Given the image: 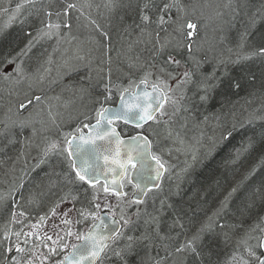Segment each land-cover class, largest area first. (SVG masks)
<instances>
[{"label": "snow or ice", "instance_id": "6c2138e0", "mask_svg": "<svg viewBox=\"0 0 264 264\" xmlns=\"http://www.w3.org/2000/svg\"><path fill=\"white\" fill-rule=\"evenodd\" d=\"M26 5L29 11L24 14ZM105 7L119 14L124 34L135 36L127 45L129 83L124 86L122 76L113 80L110 48L104 53L107 61L103 56L94 57L91 50L65 59L58 68L62 89H70L81 98L87 96L95 110V123H82L76 117L77 127L72 128L73 118L69 117L67 132L61 131L62 124L57 122L61 114L52 111L51 103L47 119L43 118L45 97L35 89L46 81L50 86L56 84L57 79L51 77V54L43 59L47 49L34 50L55 41V52L71 35L72 13L80 11L83 16V11L71 0H59V4L57 0H23L14 10L0 8V15L11 13L0 27V81L9 86L8 106L0 117V153L19 144V159L29 155L25 149L35 148L39 153L35 167L52 156L62 158L61 171L49 174L48 191L53 199L47 203L32 192L25 197L27 169L20 183L0 191V217L6 218L0 229V264H221L214 259L218 242L229 243L241 228L243 234L236 237L233 253L224 264H264V179L250 185L257 167H264V30L260 27L264 25V3L253 12L244 11L246 20L239 33L238 51L235 58L228 59L208 55L215 45L206 48V38L201 36L209 19L203 6L184 0H107ZM222 7L228 12L217 11L214 17L220 23V44L228 42L226 26H231L247 3L228 0ZM90 23L104 39L111 40L110 33L95 20ZM13 24H19L20 33L11 39L8 29ZM98 43L104 49L103 40ZM138 48L140 51L132 55ZM26 60L35 61L36 73L26 69ZM210 60H214L212 70L205 72L203 66ZM182 62L186 67L177 72ZM72 73L83 74L73 82ZM136 73L143 74L138 82L131 79ZM65 77L69 78L67 84L62 83ZM134 83L150 84L151 92L137 94ZM189 85L195 88L192 96L187 95ZM242 90L249 97L259 93L260 109L249 113L239 128L237 123L224 127L218 140L209 138L205 151L194 153L192 162L179 173L187 189L183 183L173 186L172 169L164 153L170 154L173 146L184 144L182 131L188 117L183 114L208 105L217 95L231 102L230 98L239 96ZM114 93L120 97L118 106H105ZM84 119L91 117L85 115ZM118 122L139 131L124 139ZM85 128L89 129L87 136ZM26 129L28 135L24 134ZM239 130L247 135L242 147L235 149L236 158L259 148V164L235 184L225 180L222 185L215 180L213 188L209 183L216 175L212 161ZM165 181L169 182L167 189ZM129 186L131 195L126 190ZM190 192H203L204 199L223 197L213 216L191 234L185 227L193 199ZM237 197H241L236 208L239 224L213 219L221 213L226 215L225 210ZM26 203L35 204L36 209L26 207ZM102 206L111 214L108 223L100 215ZM113 209L120 213L118 220ZM34 211L39 214L34 216ZM247 219L252 223L244 227ZM80 225H86L87 230L81 231ZM71 237L78 243L65 253Z\"/></svg>", "mask_w": 264, "mask_h": 264}, {"label": "trees", "instance_id": "16d2710c", "mask_svg": "<svg viewBox=\"0 0 264 264\" xmlns=\"http://www.w3.org/2000/svg\"><path fill=\"white\" fill-rule=\"evenodd\" d=\"M210 0H184L186 4H208ZM216 5L210 9L206 10L204 7L203 11L205 13V16L209 19L205 20L206 28L201 31V36L204 37V33H207L206 39L207 43L205 44V47L207 48L209 45H215V50L213 52H210L208 55L209 57H216V58H222V59H228L229 57L235 58L238 48L237 44L239 41V33L243 31V24L246 20V17L244 16V11L253 12L256 9L260 7L262 3H264V0H241L242 3H247V8L242 9L239 12V15L236 16L234 20H232L231 24L234 22V28L232 32H230L228 26L227 34L228 36H231L232 40H228V42L224 44L218 43L216 40L220 37V33L215 32V26L217 25L214 17L215 13L217 11H224L228 12L227 9H224L222 6L228 2V0H215ZM17 0H0V4L7 3L9 5L16 4ZM71 2H74L77 4L78 9L83 11V16L80 15V11H74L72 13V29H71V35L60 44L59 48L55 51L59 53H62L65 49L66 45L70 46V49L68 54L74 52V56L79 52L80 54H88L89 50H91V54L96 57L100 58L103 56L105 61H107V55H104L105 52L108 51L110 48V55L112 58V68H113V80L116 79L117 76H122V80L129 78L127 75L129 72L128 69V60H127V45L131 40H135V36H128L123 33V29L119 23V14H113L108 11V9L105 7V4L107 0H71ZM200 2V3H197ZM57 4H59V0H57ZM221 7H217V6ZM200 9L198 8L197 11ZM79 17V19H77ZM227 18V17H226ZM230 18V17H229ZM90 20H95L97 24L102 26V28L109 32L111 35V40L104 39L100 32L96 30V26L90 23ZM210 25L212 30L210 33V30L207 28V26ZM261 30H264V25H261ZM13 29L16 32V36L20 33V28L18 26H14ZM103 40L104 49H101L99 45V41ZM220 44V45H219ZM42 50H44V47H39ZM53 47H49L47 50V53H45V56L43 59H46L47 55L51 51ZM140 48H143V45L140 46ZM231 48L232 51L230 52L228 49ZM36 50V49H35ZM140 49H136L135 52L132 53V55H135L137 52H139ZM142 55L147 58L148 53L144 52ZM202 55V54H201ZM214 60H210L209 63H206L203 66V70L205 72H210L212 70V63ZM182 66V64H181ZM48 67V65H47ZM105 71H107L108 64L105 63L104 65ZM183 67V66H182ZM119 68L121 71L117 72L116 69ZM56 70V68H55ZM37 70H35L33 73H35ZM54 72V70L52 71ZM58 74L60 72L58 71ZM83 73H72L70 79L73 82H78L80 80V76ZM95 74V73H94ZM142 73H136L131 75L138 76L140 75L141 78ZM53 78V74L51 75ZM69 82V78L65 77L63 78L62 83L67 84ZM55 88L51 90V92H37L39 94L50 95L52 97L59 96L60 98L58 101H61L64 105L66 104V107L69 105L70 101L74 97V104L77 103V107L74 108V120L71 124H76L75 118L79 117V120L81 121L84 119L85 115L90 116L91 111L93 109L92 102L88 99L87 96L81 98L78 94L74 93V91L70 89H62L61 83L57 82L54 86ZM95 95V93L93 94ZM5 99H3V106H5V110L0 108V113L6 111V108L8 106V100L9 95L4 96ZM80 102H77L79 99ZM14 99V97H13ZM2 97L0 96V106L2 104L1 102ZM214 104L206 108L205 106H199L198 110L202 112V115H199L198 118H196V126L193 128L194 135L198 136L197 140L202 141L203 136H206L203 141L204 143L202 145L197 146L194 143L192 144V149L195 151V153H198V147L201 148L202 146L206 147L210 144L209 138L219 139L221 132L223 131L224 127H231L233 123H237V126L239 128V124L242 123V116L247 111H253L260 109L261 107V99L259 97V93L256 97H249L247 94V91L242 90L239 94V96H233L230 98V101H225L223 98L219 95H217L213 100ZM223 105V108H222ZM216 109V113L221 115V118H216L214 113V110ZM56 113L61 114L60 116H57V122L60 124L67 123L68 120H66V112L65 109L63 111H58ZM234 113V116H233ZM62 116V119H61ZM66 118V119H65ZM207 118V119H205ZM233 118V120H231ZM65 120V121H64ZM209 121L212 125H219V129L212 130L210 127H207V123L201 124V122ZM204 128V130H202ZM192 134V132H191ZM247 134H244L240 132V130L236 133H234L233 138L231 141L224 147L220 148L215 155L212 166L216 167V175L213 178V180L209 181V183L212 184L213 188L215 187V180H219L222 185L225 184V180L228 184H231L230 182L236 183L239 181L240 174L244 171V168L250 165L252 162L255 163V158L257 153L260 152V149L257 148L255 151H252L249 153H241L240 157L237 159L235 156V149L242 147V141L245 139ZM194 138V137H193ZM184 141L187 143V140L183 138ZM38 140V138H37ZM192 140V138H190ZM197 148V152H196ZM20 145H16L15 147H9L5 152L0 153V178L4 174H6V169L10 167L11 163H14L17 165L19 163V160L17 161V157L19 154ZM32 150V149H31ZM201 150V149H200ZM202 154V153H201ZM246 154V155H245ZM246 156V158H245ZM1 160H4L3 162ZM59 159L57 157L52 156L47 161L34 171L30 173L28 176L25 187H24V195H28L29 192H32L36 194L37 198L39 200H43L45 203L53 199L52 195L48 191V185H49V174L55 172L61 171V165L59 163ZM2 163L4 166H2ZM4 167V168H3ZM199 168V166H197ZM64 168L66 169V165H64ZM264 170V168H263ZM236 175V178L234 177ZM51 179L53 181L56 180V177L53 175L51 176ZM237 179V180H236ZM252 181L250 182V185H256L259 184V182L264 179V175H258L255 174L254 177L251 178ZM242 180V179H241ZM181 182V179H180ZM233 184V183H232ZM166 188V187H165ZM194 198L191 201V211L186 212V220H185V227L190 229L189 234L191 232H194L197 228H199L202 224H205L208 221L209 217L213 216V213L218 209L219 207V200L223 197H215L208 196L207 199H204V193L201 192L199 195H196L195 192H193ZM27 197V196H26ZM242 197V194H241ZM241 197H237L233 203L230 204V207L225 210L226 215L224 213H221L220 217H213V219H219L221 223L228 222L229 224H239L240 223V217L238 213L236 212L237 205L240 204ZM17 198H19V195H17ZM31 209H36L35 204H31ZM188 207L187 205L185 206ZM35 213H39L38 211H34L33 215ZM190 219V222L188 220ZM252 220L247 219L244 222V227H247L248 224H251ZM6 222L2 220V217H0V229H3ZM86 229L87 226L85 225ZM167 227V226H166ZM244 228H241L239 232L236 233V236L233 237V239L227 243L224 244L222 242H218L217 244V253L218 255L214 257V259H219L221 264H224V262L229 260V257H231L233 253V249L235 247V239L236 237L243 234Z\"/></svg>", "mask_w": 264, "mask_h": 264}, {"label": "rangeland", "instance_id": "374dc122", "mask_svg": "<svg viewBox=\"0 0 264 264\" xmlns=\"http://www.w3.org/2000/svg\"><path fill=\"white\" fill-rule=\"evenodd\" d=\"M197 3H200V2H197ZM217 3H216V1L215 0H210L209 2H208V4H201L200 6H203V8L204 7H206L205 9L206 10H210V9H212L215 5H216ZM3 8H7L6 6L5 7H3ZM3 17V15H0V19ZM8 18H9V16H7V18L6 19H2V22L3 23H7V21H8ZM227 18H229V17H227ZM217 23V25L215 26V32L216 31H218L217 33H220L219 32V28H220V23L219 22H216ZM0 27H3V26H0ZM207 28L210 30V28H211V26L210 25H208L207 26ZM212 30H210V33H212L211 32ZM230 32H232V31H230ZM206 35H207V33H204V38H208V37H206ZM8 36H9V38H11V39H14L15 37H16V32H15V30L13 29V28H9L8 29ZM229 40H232L231 39V36H229ZM217 42L219 41V38H217V40H216ZM48 44H50L52 47H54L55 46V41H50V42H46L45 44H44V47H45V45H48ZM62 46V45H61ZM61 46H60V48L59 49H61ZM69 49H70V46L69 45H66L65 46V49L63 50V52L62 53H59V51L58 52H53V48L51 49V51L49 52L50 54H51V57H52V60H53V63H52V65H51V67H52V71L54 70V72H52L51 73V75L53 74V76H57L58 75V68H59V66L60 65H62L63 64V62H64V60L65 59H68V58H71V57H73L74 56V52L73 53H70V54H68L69 52H67V51H69ZM34 51H36V52H43L44 50H42L41 48H37L36 50H34ZM46 59H47V57H46ZM25 66H26V69L28 70V71H30V72H34L35 70H37V67H38V65L35 63V61H27L26 60V62H25ZM45 67H47V65L45 64L44 65ZM55 68H56V70H55ZM176 71L177 72H183V69H181V68H176ZM141 75H143V74H141ZM191 91H189V93L187 94L188 96H192L193 95V90H194V87L192 86L191 88ZM193 89V90H192ZM48 98H52V96H50V95H48V97H45V103H44V105H43V109H44V115H43V118L46 120L47 119V112H48V103H51V105H52V111L54 112V113H56V112H58V111H63L64 109H65V112H66V114H65V116H66V118L67 117H71L73 114H74V108L75 107H77V103H75L74 104V97H73V99L70 101V103H69V105L66 107V104L64 105L61 101H58V100H56V99H51V100H49ZM79 99V98H78ZM77 102H80V99L77 101ZM214 104V102L213 101H211L208 105H206L205 107L206 108H209V107H211L212 105ZM189 107L191 108L192 107V105H189ZM198 107L199 106H197L193 111H191V113H185V114H183V115H186L187 117H188V120H187V124H186V128L182 131V136H184L185 134H186V132L187 133H190L188 136L190 137V138H193V135L191 134V131H193V128H195V126H196V118H195V116L194 115H196V117L198 118V116L199 115H202V112L201 111H199L198 110ZM217 111H216V109L214 110V113L213 114H215V116H216V118H218V119H220L221 118V115H219V114H217L216 113ZM3 114H4V112H2V114L0 113V117H3ZM65 118V119H66ZM67 120V119H66ZM231 120H233V118H231ZM65 121V120H64ZM180 123H184V121L181 119L180 120ZM203 123H207V127H210V129H212V130H214V129H216V130H218L219 129V125H212V124H210V122L208 121H205V120H203L202 122H201V124H203ZM74 125V124H73ZM69 125H68V123H64V124H62V127H68ZM37 127H40V125L38 124L37 125ZM202 130H204V128H202ZM53 138H55V136H53ZM205 138H207L206 136H203V140L205 139ZM39 141V137H38V140H37V142ZM177 149H180V150H177ZM34 153V154H33ZM195 153V151L192 149V146L191 145H189L188 143H186L185 141H184V144L183 145H181V144H176L175 146H173V151L169 154L168 152H165L164 153V159L167 161V163H168V165H170L171 166V169H172V179L174 178L175 180L176 179H178L179 178V173L181 172V170L185 167V165H186V163H191L192 162V155ZM246 155V154H245ZM259 157H260V152L259 153H257V155H256V157L255 158H253V159H255L256 161H258L259 160ZM245 158H246V156H245ZM25 159V160H24ZM24 161H29V164H30V166H27L28 165V163H26V165H25V167H24V163L22 164V166H20L19 168H16L17 169V175H16V178H15V180L13 181V182H11L10 183V186H11V184L12 183H15L16 184V182L17 181H19L20 180V177H21V175H22V173H18V171H20V169H22V171L26 168V169H28V168H30V170L31 169H36L37 167H35V165H36V163H37V161H38V159H39V153H38V151L35 149V148H33L32 149V151L31 152H29V155H27L26 157H24ZM19 159H17V161H18ZM256 161H254V162H256ZM32 164V165H31ZM44 164V163H43ZM43 164H40V166H42ZM39 166V167H40ZM252 168H250V170H251ZM256 174V173H255ZM264 175V170H262V169H260L259 171H258V175ZM6 175H7V173L6 174H4L2 177L3 178H5L6 177ZM24 177H25V175H24ZM25 180V179H24ZM251 181H252V179H251ZM250 181V182H251ZM168 182V181H167ZM181 183H183V186H184V188L185 189H187V187H188V184L187 183H184V182H180V184ZM3 189H5V190H7L8 188H3ZM0 191H2V190H0ZM194 193L193 192H190L189 193V195L190 196H192ZM27 196V195H26ZM193 198H194V196H192ZM223 199V198H222ZM113 204H115L116 202H115V198H113V200L111 201ZM101 210H104V208H103V206H102V208H101ZM38 215V214H37ZM35 216V215H34ZM35 222V220H33V223ZM57 224H59V220H56L55 221ZM51 224V221L49 222V225ZM9 227H13L12 225H9ZM79 228H80V230L81 231H85V225H80V226H78ZM44 231H47L48 230V228L46 227L45 229H43ZM165 230H166V225H165ZM78 241H76V239L74 238V237H71V238H68V240H67V243H68V245H69V247L65 250V253L66 252H68L70 249H71V245L72 244H76Z\"/></svg>", "mask_w": 264, "mask_h": 264}, {"label": "bare ground", "instance_id": "6f19581e", "mask_svg": "<svg viewBox=\"0 0 264 264\" xmlns=\"http://www.w3.org/2000/svg\"><path fill=\"white\" fill-rule=\"evenodd\" d=\"M23 2V0H17V2H16V4H14V5H9V4H7V3H2V4H0V8H3V7H7V8H10V9H15L16 8V5H17V3H22ZM22 11H23V13L24 14H27V12L29 11V6H25L23 9H22ZM9 15H11V13H8V14H5V15H3V17L0 19V26H4L5 25V23H3L2 22V19H6L7 18V16H9ZM18 26V28H20V26H19V24H13L10 28H13L14 26ZM228 28H229V30L230 31H232L233 30V28H234V22L231 24V26H228ZM228 28H227V26H226V31H228ZM220 45V44H219ZM43 47H44V45H43ZM49 47H51V45L50 44H48V45H45V47L43 48V49H49ZM47 53V52H46ZM179 58V57H178ZM183 66V67H182ZM182 66H180L179 68H181V69H183V71H184V69H185V67H186V65H184L183 64V62H182ZM36 73V72H35ZM53 78H55V79H57V82H60V74H58L57 76H54ZM141 78H142V75H141ZM140 75H136V76H133V77H131V79L134 81V82H138L140 79ZM121 82H122V84L124 85V86H128V83H129V78H126V79H124V80H121ZM172 83H175V81H173ZM138 85V83H134V85H133V87L135 88V86H137ZM55 84H53V85H49V83L46 81L43 85H40V86H38V88H36L35 90L37 91V92H42V93H45V92H51V90H53L55 87ZM9 86L8 85H6L4 82H2V81H0V96L2 97V100H1V102H2V104H1V106H0V108L1 109H3V110H5V106H3V99H5L4 98V96L6 95L7 96V94H8V92H7V88H8ZM24 89L26 90L27 89V85L25 84L24 86ZM148 89H150L151 88V86H150V84L149 85H147L146 86ZM192 87V85H189V88H191ZM194 87V86H193ZM42 90V91H41ZM193 90V89H192ZM193 91H195V88H194V90ZM188 93H189V91H188ZM187 93V94H188ZM37 94H39V93H37ZM49 95V94H48ZM48 95H45L44 97H48ZM120 97H119V95L118 94H113V96H112V99L108 102V104L107 105H105V106H107V107H112V106H115L116 104H117V101H118V99H119ZM95 107H98V105H96ZM254 111V110H253ZM253 111H247V112H245L244 113V115L242 116V123H244L245 122V120L247 119V117L249 116V113H251V112H253ZM189 113H191V112H189ZM72 118H73V120H74V114L71 116ZM90 117H91V119L90 120H85V119H82L80 122H82V123H95V110H94V107H93V109H92V111H91V114H90ZM67 120H69V117L67 118ZM258 123V122H257ZM74 124V123H73ZM71 124V127L72 128H75V127H77V122H76V124ZM117 128H118V131H120L121 132V135H122V137L123 138H127L128 136H130V135H134L135 134V131H139L138 129H134V127L133 126H128V125H125V124H123L122 122H118V124H117ZM61 131L62 132H67V131H69V126L68 127H62L61 128ZM83 132L84 133H86L87 132V130H86V128L85 129H83ZM192 132V135H193V137L194 138H192V140H190V137L188 136L190 133H187L186 132V134L183 136V138H185L186 140H187V143L189 144V145H191L192 146V144L194 143V140H195V144L197 145V146H199V145H202L203 143H204V141L202 140V141H198L197 140V137L198 136H195L193 133H194V131H191ZM240 132H242V133H244V134H247L244 130H240ZM25 135H28L29 134V130H25V133H24ZM18 145V147H19V144H17ZM201 149V150H200ZM20 151V150H19ZM25 151L26 152H31L32 150H29V149H25ZM205 151V146H202L201 148H199L198 147V153L199 154H201V153H203ZM196 152H197V148H196ZM34 154V153H33ZM56 157V156H55ZM50 158V157H49ZM48 158V159H49ZM24 159V157H19V163H18V165H17V168H19L20 166H22V164L24 163V167H25V165H26V163H25V159ZM57 159H59V160H61L62 158H60V157H57ZM2 162L4 161V160H1ZM256 161V160H255ZM27 163H28V165L27 166H30V164H29V161H27ZM256 164H259V160L258 161H256L255 163H251L250 165H248L247 167H245L244 168V171L240 174V178H239V181L241 180V179H243L244 178V175L247 173V172H249L250 171V168H252L253 167V165H256ZM32 165V164H31ZM2 166H4V164L2 163ZM0 168H1V166H0ZM4 168V167H3ZM38 168V167H37ZM36 168V169H37ZM263 168L264 167H257V169H256V174L258 173V171L260 170V169H262L263 170ZM26 169V168H25ZM24 169V170H25ZM28 171H27V174L25 175V177H24V183L26 182V180H27V178H28V176L30 175V173L32 172V171H34L35 169H31L30 170V168H28L27 169ZM23 171H22V169H20V171H18V173H22ZM6 173H7V175H6V177L5 178H0V190H2V191H6L5 189H3V188H9L10 187V183L11 182H13L14 180H15V178H16V175H17V169H16V165L14 164V163H11L10 164V167H8L7 169H6ZM235 178H236V175L234 176ZM237 180V179H236ZM238 182V181H237ZM18 183H20V180L19 181H17L16 182V184H18ZM165 183V187H166V189H167V186H168V183L169 182H167V181H165L164 182ZM231 184L233 183V184H235L234 182H230ZM13 184H15V183H12L11 184V186L13 185ZM102 184V183H101ZM171 184L173 185V186H175L176 184H180V177L178 178V179H172L171 180ZM127 191H128V193H129V195H131V186H129L127 189H126ZM25 197H26V195H25ZM27 198V197H26ZM17 199H19V198H17ZM115 202H116V200H115ZM77 206H79V205H77ZM26 207H28V208H30L31 209V206L29 205V204H27L26 203ZM142 207V206H141ZM113 211H115V213H116V219L118 220L119 219V215H120V213H119V211L118 210H116V209H113ZM133 211H135V208H133ZM37 214H39V213H35L34 215H37ZM101 214H106V215H108V216H110L111 217V214L108 212V210L107 209H104V210H101V212H100V215ZM2 220H4V222H6V218L5 217H2ZM86 229V228H85ZM230 258V257H229Z\"/></svg>", "mask_w": 264, "mask_h": 264}, {"label": "water", "instance_id": "95a60500", "mask_svg": "<svg viewBox=\"0 0 264 264\" xmlns=\"http://www.w3.org/2000/svg\"><path fill=\"white\" fill-rule=\"evenodd\" d=\"M134 91H135L137 94L140 93V92H142V91H149V92H151V88L148 89L145 85H139V84H138L137 86H135ZM125 98H126V99L129 98V96L126 95ZM119 101H120V98L118 99L117 104H116L115 106H112V107H113V108L117 107L118 104H119ZM140 102L143 103V100H141ZM153 103H154V100H153ZM122 123H123V122H122ZM128 126H133V125L128 124ZM133 127H134V126H133ZM86 130H87V132L84 133L85 136H87L88 133H89V129H86ZM122 138H123V137H122ZM124 139H127V138H124ZM86 147H87V146H86ZM101 183H103V182L101 181ZM101 216H103V217L105 218V219H104V223H108L109 220L111 219V217L108 216V215H106V214H101ZM111 226H113V225H110V227H111ZM71 250H72V249H71ZM71 250H70V251H71Z\"/></svg>", "mask_w": 264, "mask_h": 264}]
</instances>
